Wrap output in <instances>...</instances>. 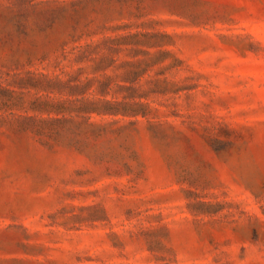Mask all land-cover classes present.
Masks as SVG:
<instances>
[{"label": "rangeland", "instance_id": "1", "mask_svg": "<svg viewBox=\"0 0 264 264\" xmlns=\"http://www.w3.org/2000/svg\"><path fill=\"white\" fill-rule=\"evenodd\" d=\"M0 264H264V0H0Z\"/></svg>", "mask_w": 264, "mask_h": 264}]
</instances>
